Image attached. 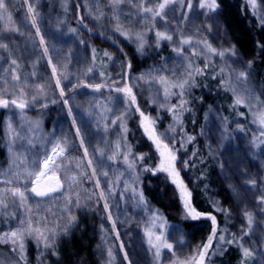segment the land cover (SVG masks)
Returning a JSON list of instances; mask_svg holds the SVG:
<instances>
[{"label": "rangeland", "instance_id": "374dc122", "mask_svg": "<svg viewBox=\"0 0 264 264\" xmlns=\"http://www.w3.org/2000/svg\"><path fill=\"white\" fill-rule=\"evenodd\" d=\"M75 1L78 6L76 7L81 12L80 13L79 10L77 11L79 15L81 14V17L88 19L87 22H92V26L98 31L94 32L95 30H93L94 36L100 35L102 38L109 39L114 46H109V49H111L113 53V60L109 67V77L111 80L119 81L116 85L118 87H123L125 80L128 84L132 85L140 109L144 111L146 115H150L156 119L157 132L161 134L166 133L169 137L175 138L174 140L170 138L165 142L169 143V145L175 143V148L179 149L177 152L178 159L176 168L180 172V179L183 180L186 186L187 184L183 179V174L189 168V161H194L197 149L199 150L200 148L209 152V157L213 164L211 180L208 184L209 200L215 209L218 202L220 208L227 210L226 212L220 211L224 216V221L222 226H218L217 222V237L224 235L226 239H232L233 234L238 238L242 236L243 230L247 228V220L244 213L245 211L250 212L253 215L251 232L249 235L243 236L242 242L245 246L254 249V260L251 264H264V210H262L264 209V205L258 203V197L264 193V143H262V141H264V136L260 135L261 131H264V128L261 127L257 118L258 113L264 111V82L256 77L252 69V64L251 68H246L247 62H253L257 54L255 50V48H257L256 44H253V27L262 25L259 21V16H264V0H257L258 15H253V10L246 0H217L219 8L215 13H210L209 16L203 14L206 10L198 7V0H193V8L190 12L186 7L187 0H184L183 7L179 3H173L166 9L168 20L167 29L163 21L159 18L156 19V29L168 30L170 33L173 32V30L180 29L185 36H192L194 40L207 39V41L217 49H225L235 45L237 52L236 57L227 59V64L219 57H212L213 67H210L205 75L195 78V86L189 88L185 96V99L188 101L186 107L189 110L181 114L183 130L181 131V125H175V132H168L169 126L174 124L173 114L168 112L166 108H160L158 104H151L149 102L152 97L162 98L163 89L162 85L151 82L150 78L163 75L176 80L182 76L186 69L187 62L184 57L192 59L195 65L199 67H203L204 65V57H191L190 47L185 46L183 56H178L177 53L174 52L150 65H146L147 60L142 59L140 60V68L134 70L130 56L119 43V41L125 37L115 31L116 25L119 23L125 30L131 32H143L145 34L146 43L151 44V39L155 37V31L149 30L152 28V21L142 20L138 8L132 3L127 2V0L121 3L115 11L113 10L110 0H74V2ZM41 2L36 5L37 9L39 8L38 10H41L40 16L45 20L47 19L53 22V24L48 23L44 25V30L47 36L54 39L55 45L58 48L55 57L51 58V64H49V56L45 55V58H42L38 52L37 45L40 43L41 34L37 35V27H34L32 23L28 24L25 12H21L18 16L14 15V9L18 6H22V4L25 5V11L29 13L28 6L24 3V0H6L9 12L11 13L12 22L19 31H0V39L8 44L7 51L0 49V77L9 80V91H13L14 82L10 79V73H6L3 70L10 69L12 67L10 63L11 59H16L19 64V68H17L16 71L21 76L22 81H27L28 87L26 91L29 93L27 97L29 103L23 110L15 106L6 108L3 121L6 157L0 161V181L10 179L14 181V184L5 185L0 183V188L10 186H20L23 188L25 184L28 188H31L30 180H24L23 177L21 178V183L16 184V177L13 174L22 171L23 168L30 165L33 160L42 159L41 156H37L38 154L34 153L33 149L30 147L33 146V137L40 131L42 117L48 113L46 111L49 107H45L37 112H31V110L41 103L50 104L53 103L52 101L56 100L54 92L51 89V78H54L52 75V66H56L58 73L63 72L67 75L68 78L66 80L61 79L63 84L61 86L70 90L69 94L74 91V93L70 95V98L73 97L75 101H78V96L83 97L82 101H84L85 96L83 92H75V87L73 86L78 82L103 84L107 81L93 71L91 62L93 46L88 40L85 41L80 27L73 25L69 19H65L64 17L67 18L68 15L63 10L62 12H59V10L56 11L59 12L56 15L52 14L49 4L53 3L54 8L61 7V9H63L62 7L68 6L69 0H47L46 3H43L46 4L47 7L41 6ZM135 4L138 6L139 0H135ZM47 8L49 9L47 10ZM185 13L187 14L186 20L182 19ZM116 15L119 16V21L113 18ZM206 24H212L213 30L211 32H208L204 27ZM241 25L246 27V31H249H247V33H249L250 38H252V50L242 42L239 32V26ZM72 29H75V31H71ZM33 31H35L36 37H34ZM108 32L115 35L113 36L115 38L111 39L108 37L106 35ZM175 42L176 36L174 35L173 42H169V44H172L174 47ZM134 44L137 47V44ZM41 46L44 50L43 45ZM126 60L131 62L130 71L122 67ZM228 65L231 67L229 68ZM88 68H92L91 73L87 72ZM221 68L225 69L223 74L220 73ZM232 69L236 72L241 70L247 71L249 73L248 81L243 84L236 81L234 74L231 72ZM125 71L127 72V76L122 79L121 77ZM33 73H35V75H33ZM73 73L77 74L74 79L71 78ZM141 75L145 77V80H149V82L145 83V80L138 79ZM213 76H216V78L213 79ZM230 76L232 87L237 89V93L245 94L244 90L247 89V93L245 94L246 98H251L250 104L246 103L241 105L245 109V113L242 117L243 119L231 120L229 117L225 116L222 113L220 103L210 104L207 108L205 107L203 111L201 110L202 96L210 92L208 89V82L218 79L221 81H228ZM2 83V80H0V86H2ZM38 84L44 85L45 91L43 94H37L36 100H32L31 97L33 94H36V85ZM17 86L22 87L23 84ZM224 86L226 88V85ZM227 91L235 102L233 91ZM117 95L119 96L113 97L111 100H107L105 103L98 105L96 109V118H94V120L92 119V121L101 122L104 125V130H101V127L99 131L105 137L110 134L112 139L113 136L118 137L121 135V129L119 125L111 124V120L114 119L115 115L119 112L125 111L126 108V105L122 102L124 99L123 94L117 93ZM7 97L8 96L5 98ZM64 101H67V104H65ZM177 102L178 97L172 96L169 101V106L177 104ZM55 103L58 104V101ZM68 104V100L64 97L62 104L57 106L58 109L54 114L56 132L52 137L49 151V154H51V149L56 141L65 138L73 145L67 153L66 159L58 161V163L62 165L58 175L64 184V188L62 189L63 192L59 191L54 193L52 197L43 198H36L30 192L27 193V207L31 209L32 219L43 221V218H46L48 227L56 230L55 247L54 249L45 250L42 246L37 245L34 238L28 237L24 240V259H20L19 251L14 252L17 254L18 259L16 255L13 257L10 253L13 252L12 244L0 243V245L7 247L4 251L6 253L3 252L4 254L0 256V264H27L30 253L34 255L38 264H57L54 257L55 255L51 253L52 251H57L58 246L68 237L72 228L69 229L67 235L61 232L67 219L63 211L65 207V197H71L73 201L79 198L80 206L84 203L83 207L87 208L93 199H95V196L99 194V188L96 187L95 179L79 176L81 171L87 172L90 176L91 169L86 167L83 148H81L80 145L76 147L73 139H71L72 137L68 129L67 120L72 123L73 119L68 115ZM132 115L136 117L140 126L139 114L133 110L130 116ZM9 123L12 125V132L9 131ZM144 136L146 137L145 134ZM187 136H192L194 139L190 143H185V146L181 148V142L186 141ZM29 141H31V143H29ZM98 147L99 149L103 148L102 146ZM153 148L155 150L154 145ZM46 149L47 148L44 147L42 153L47 152ZM156 154L157 166L159 163V155L157 152ZM22 160L25 161L24 164L21 163ZM79 161L85 162V166L82 169L76 168V164ZM184 161L188 162L187 167L184 166ZM221 163L224 165L223 168H221ZM17 165H19V167ZM103 170H105L104 167L100 169V171ZM157 173L173 184L165 173ZM71 175L79 176V183L75 185L69 184L66 177ZM253 178L257 180L256 187L245 184V181ZM174 187L179 196L175 185ZM89 197H91V199H89ZM180 202L182 205L183 217L191 219L190 217H186L181 199ZM73 206H75V204L69 205L68 207L71 209ZM9 211L13 212L15 216L0 214V220L5 225L0 235L17 229L19 227V220L26 219L28 216V213L25 212L23 208L17 206H13ZM104 213L108 219L109 211H104ZM208 216L209 215H202L199 219L207 220ZM98 217H101L99 220L104 221V214H101V216L98 215ZM151 220H149L142 229L138 230V228H136L135 231L125 230L123 233V240L120 236L117 238L116 228L113 229L112 220H108L117 238V247H115L113 242L111 243L109 235L107 236L105 231L104 233L102 232L103 234H100V240L104 242L102 246L105 249L107 248V252L108 249L112 250L114 259L111 261V264H129V261L131 264H172L173 253L168 255L162 252L159 261H157L154 257V250L149 249L145 236V229L151 228ZM208 220L210 222L209 230L202 225H197L188 231H183V229L175 226H167L163 221L157 220V227L154 231L157 234L163 231L168 242L173 244L175 255L184 259L190 256L198 246L207 242V238L211 234L213 227L211 220ZM161 222L164 224L163 229L159 227ZM121 244H123V250H121ZM99 245L101 246L98 242V246ZM228 248L229 244L218 245L217 239H214L212 248L209 250L208 258H206V264H215L216 258L227 251ZM147 250H149V254ZM125 252L128 254V260L124 259ZM81 264L88 263L83 261ZM89 264L102 263L97 260ZM105 264H109V262Z\"/></svg>", "mask_w": 264, "mask_h": 264}, {"label": "trees", "instance_id": "16d2710c", "mask_svg": "<svg viewBox=\"0 0 264 264\" xmlns=\"http://www.w3.org/2000/svg\"><path fill=\"white\" fill-rule=\"evenodd\" d=\"M37 1H43L41 2V6L47 7L46 4H43L44 2L46 3L47 0H29V3L32 4L35 13L37 14L36 27L39 28L40 34L45 41L43 47L46 46L48 49L47 56L53 58L55 57L58 48L55 45L56 43L54 42V39L47 36L44 30V25H47L48 23L53 24V22L51 20H45L40 16L41 10H38L39 8L37 9L36 5L39 4ZM49 5L53 15H56L63 10L68 15L67 18H64L69 19L73 25L80 27L85 41L88 40L91 42L93 49H95V52L92 50L91 53L93 71L102 78L108 80L110 75L109 67L113 60V53L111 49H109V46H113V44L110 40L102 38L100 35L94 36V32L98 31L94 29L92 22V24L87 22L88 19L81 17V14L79 15L77 12L79 9L77 8L76 1L69 0L68 6L62 7L63 9H61V7L54 8L53 3ZM25 9V5L23 4L22 6H18L14 9V15L18 16L21 12H25L28 24H31L30 18L32 17V14L27 13ZM48 9L49 8H47V10ZM58 10L59 12H56ZM93 30L95 31L93 32ZM247 31L246 27L242 25L239 26L242 42L245 46L247 45V47L251 48L252 38H250ZM33 32L34 37H36L35 31ZM106 35L111 39L115 38L113 37L115 35H112L110 32L106 33ZM253 37V44H256L257 48H255V50L257 54L252 62V69L256 77L264 82V50L257 46L258 44L264 45V26L260 25L253 27ZM150 42L151 44L145 43L146 45L142 51H137L136 45L132 43L131 40L122 38L119 41L120 45L130 56L134 70L140 68V60L142 59L147 60L146 65H150L151 63L174 53L173 46L172 44H169L168 41H160L159 47L156 46V37H153ZM37 49L42 58H45L44 50L40 43L37 45ZM105 52H107L112 59L105 56ZM75 76H77V74L73 73L71 78L74 79ZM54 78H51V89L55 95V102L58 101V104L41 103L37 107L32 108L31 112H37L45 107H49L46 111L48 113L42 117L40 131L34 135L33 146L30 148L33 149L34 153L38 154L37 156H41L42 159L45 153L49 154L51 140L56 132L54 114L58 109L57 106L62 104V100L65 97L69 103L68 107L71 109V114L68 115L75 120L74 126L73 122L71 123V121L66 119L72 137L71 139H73L75 146L79 147L80 139L76 136V129L79 128L81 137L85 141L84 146L88 148V158L93 160V167L97 168V178L100 181L99 193L103 190L105 196L108 198L109 212L111 213L112 221H115L116 231L119 233L122 240L125 230L135 231L136 228H138V230L142 229L145 227L146 223L152 219L154 213L158 214L161 218L160 220L167 226H175L183 229V231L191 230L197 225H202L208 230L210 229V222L208 219H186L183 217L182 205L173 184L165 180L162 175L158 173L153 175L151 172L143 171V166L151 168L156 167L157 154L151 142L144 136L136 117L133 115H129L126 119V126L128 129L126 133L127 143L131 146L133 156L143 155L145 159L142 162L137 163L135 172H130L122 159H118L115 162L107 159L108 156L112 155L115 142L121 138L122 132L118 137L113 136V139L110 134L105 137L99 131L101 127V130L103 129L104 125L101 122L92 121V119L94 120V118H96V109L98 108V105L105 103L109 100V97L112 99L113 97L119 96L117 93L110 91L109 88H103L101 92L95 91L93 88L87 87V83L78 82L80 86L74 88L75 92H83L85 93V96L84 101H82L83 97L79 96V99H77L78 101H75L73 100V97L70 98V95H72L74 91L69 94L70 90L66 89L64 86L62 87L64 88L65 94L63 97L60 96L59 89L55 87ZM220 81L221 80L218 79L208 82V89L210 92L205 93L204 96H202L201 110L203 111L205 107L207 108L210 104L220 103L222 113L225 116L229 117L231 120L243 119L242 117L245 113L244 107L241 105H235L232 96L227 90H225L224 84ZM61 85H63L62 82ZM11 98L12 97L9 96L7 97V99ZM5 112L6 108L0 107V161L6 157L3 133ZM121 143V151H123L124 141H121ZM98 146L103 147L101 148L104 152L103 156L96 151V149L99 148ZM44 147L47 148V152L42 153ZM206 151L200 148L199 150L197 149L195 159L194 161H189L190 165L188 170L183 174V179L192 193L191 202L193 208L202 215L215 216L218 226H222L224 216L220 211H217L214 208L208 196V184L211 180L213 164L210 160L209 152ZM103 167L105 170L100 171ZM105 171L108 173L107 177L101 175V172ZM136 175L139 176V181L134 183L133 181ZM117 177H119L118 181ZM109 185H111L112 189L111 195H109ZM125 185L129 186L127 191L125 190ZM132 188L136 189L135 193L132 191ZM61 192L63 191L61 190ZM140 192L143 193L144 202L139 201L138 193ZM103 203L104 200L100 199L98 194L87 208L83 207V203L80 207L73 206L70 209L71 214L76 217V222L72 226L68 237H66L57 248V255L54 256L57 264H81L83 261L89 264L90 262H95L97 260L101 261L102 264L109 262L107 248H103L102 244L104 242L100 240V234L105 231V234L107 236L109 235V240L111 243H114L115 247H117V238L114 235L110 222L108 221L109 219L105 216ZM101 214H104V221L99 220L101 217H98V215L101 216ZM4 228L5 225L0 220V233ZM98 242L101 246H98ZM6 248V246L0 245V256L6 253L4 252ZM147 251L149 254V250ZM162 252L168 255L172 253L167 249H162L161 253ZM10 253L13 257L16 255L18 258L16 253ZM241 260V250L234 243L229 244L227 251L216 258L215 264H241ZM253 260L254 257L248 258L246 264H251ZM27 262V264H38L32 253H30Z\"/></svg>", "mask_w": 264, "mask_h": 264}, {"label": "snow or ice", "instance_id": "6c2138e0", "mask_svg": "<svg viewBox=\"0 0 264 264\" xmlns=\"http://www.w3.org/2000/svg\"><path fill=\"white\" fill-rule=\"evenodd\" d=\"M125 2V0H110V3L113 6V10L115 11L116 8ZM127 2L132 3L134 6L138 8V12L141 14L142 20H151L152 21V28L149 30L155 31L156 37V46H160V41H168L173 42L174 35L176 36L175 46L173 47V51L177 53L178 56H183L185 51V46H189L191 49V57H204V65L203 67H199L195 65L192 59L188 57H184L186 60V69L182 76L176 80L170 79L163 75L151 77V82L158 83L163 86L162 89V98L152 97L150 99L151 104H158L160 108H166L168 112L173 114L174 124L170 125L168 128V132H175L176 127L175 125H181L182 129V120L181 114L184 111H188L189 109L186 107L188 101L185 99L187 94V90L193 86H195V78L197 76L205 75L206 71L213 67L212 64V57H219L220 59L224 60L227 64V59L236 57L237 52L235 49V45L230 46L229 48L225 49H217L212 46L211 43L207 41V39L203 40H194L192 36H185L180 29L173 30V32H169L168 30H159L155 28V21L159 18L161 21L164 22L165 27L167 29L168 20H167V12L166 9L169 5L173 3H179L182 7L184 6V0H139L138 6L135 4V0H127ZM248 5L251 6L253 10V15H258L257 12V0H246ZM24 3L28 6V12L32 14L31 23L35 27L36 26V16L34 7L32 4L29 3V0H24ZM188 11L190 12L193 8V0H187L186 5ZM198 7L200 9L206 10L203 14L205 16H209L210 13H215L219 8L217 0H198ZM117 21H119V16L116 15L113 17ZM211 18V17H209ZM182 19H187V14L185 13ZM259 21L262 25H264V16H259ZM139 22V21H138ZM204 27L207 29L208 32L213 30L212 24H206ZM0 31L3 32H18L19 29L15 26L12 22L11 13L9 12L8 4L6 0H0ZM71 31H75L72 29ZM115 31L120 33L126 39L131 40L132 42L137 44V51H142L146 40L145 34L143 32H131L125 30L123 26L117 23ZM199 31V29H198ZM37 35L40 34V30L36 28ZM23 34V33H21ZM40 44L44 45L45 41L41 36ZM259 48L264 50V45H257ZM0 49H4L5 51L8 50V44L4 43L2 39H0ZM48 49L44 47V54L47 55ZM95 52V49H93ZM105 56H108L109 59L112 57L105 52ZM11 68L4 69L3 71L6 73H10V79L13 84V91H9V80L7 78L0 77L2 80V86H0V107H9L15 106L18 109H25L28 106V95L29 93L26 91L28 87L27 81L21 80V76L17 73L16 69L19 68V64L16 59H11ZM49 64H51V58H49ZM252 61H248L246 64V68H251ZM124 69L128 71L131 70V62L125 61L122 65ZM230 68L231 66L228 65ZM225 71L224 68L220 69V73L223 74ZM88 73L92 72V68L87 69ZM232 74H234L235 80L240 82L241 84L248 81L249 73L247 71L241 70L236 72L234 69L231 70ZM35 75V73H33ZM52 75L55 77V87L59 89L60 96L63 97L65 94L64 88L61 86V79H67V75L63 72L58 73V69L56 66H52ZM127 76V72H123L122 79ZM216 76H213L215 79ZM140 80H145V77L141 75L138 77ZM149 80H145V83H148ZM119 83L117 80L109 79L105 81L103 84H88L87 87L93 88L95 91H101L102 88H109L110 91H115L117 93L123 94V103L126 105L125 111L119 112L115 115V118L111 120V124L119 125L122 135L121 138L115 142V147L113 150L112 155L108 156L107 159L113 162L117 161L118 159H122V161L127 165V169L130 172L136 171V166L138 162H142L145 157L143 155L133 156L131 146L127 143V136L126 133L128 131L126 126V119L134 110L136 113L139 114L140 117V127L142 128L144 134L148 138L149 141L155 147L156 152L159 155V163L155 168H151L148 166H143V171L151 172L155 175L157 172H163L170 178L171 182L176 186L180 199L183 203V207L186 213V217H190L191 219H199L201 217V213L197 212L191 204V196L192 193L188 190L187 186L184 184L183 180L180 179V172L176 168L177 162V152L179 149L175 148V143L169 145L165 141L168 139H175L174 137H169L166 133L161 134L158 133L156 130V119L151 117L150 115H146L144 111H142L137 103L136 95L133 92L132 85L128 84L125 80L123 87L116 86ZM222 84L226 85L225 90L233 91L235 95V105H244L250 104L251 98H246L247 89L244 90L245 94H238L237 89L232 87L231 84V76L229 77L228 81L222 80ZM23 84L22 87H18L17 85ZM79 83L74 85L73 87H79ZM45 91L44 85H36V94H33L31 99L36 100L37 94H43ZM6 96H11L13 98L7 99ZM172 96L178 97L177 104H172L169 106V101ZM119 98V97H118ZM111 100V97H109ZM55 103V101H52ZM67 104V101H64ZM46 106V105H45ZM110 111V109H109ZM69 114H71V109H69ZM258 120L262 128H264V111L258 113ZM73 124L75 125V120H73ZM9 131L12 132V125L9 123L8 125ZM18 135V134H17ZM261 136H264V131H261ZM76 136L80 138L79 145L83 148L84 158L86 161V167L91 169V175L89 176L87 172L81 171L79 176H85L89 179H95L96 187L99 188L100 181L97 178V168L93 167V160L88 158L89 152L88 148L85 147V141L81 137L80 129H76ZM194 137L187 136L186 141H182L180 147L183 148L185 143H190ZM123 143V151H121L122 143ZM31 143V141H29ZM264 143V141H262ZM73 145L70 144L67 138L63 140H58L53 145L51 149V154L45 153L43 159H36L31 162L30 165H27L23 168L22 171L16 172L13 175L16 177V184L21 183V178L23 177L24 180H30L31 188L25 186L22 188L20 186H10L0 188V214H4L7 216H15L13 212H10L9 209L13 206H17L19 208H23L25 212L28 213L26 219L19 220V227L15 230H11L10 232H6L0 235V243L12 244L13 248L12 251L16 252L19 251L20 259H24V240L28 237H32L36 240L38 246H42L43 249H54L56 243V236L57 232L53 228H49L47 225L46 218L41 220H33L32 219V212L31 209L27 207V200L28 196L27 193H31L36 197H52L54 193L61 191L64 188V184L58 175L59 171L61 170L62 165L58 163V161H62L66 159L67 153L69 152L70 148ZM97 152L100 153L101 156L104 155L103 149H96ZM22 164L25 161H21ZM19 167V165H17ZM85 166L84 161H79L76 164L77 169H82ZM184 166H188V162L184 161ZM223 163H221V168H223ZM101 175L107 177V172H101ZM79 176L71 175L66 177L69 184L75 185L79 183ZM119 177H117V181ZM139 181V176L136 175L134 177V183ZM0 183L5 185H13L14 181L10 179H5L0 181ZM245 184L251 187L257 186V180L255 178L248 179L245 181ZM128 185H125V190H128ZM132 191L135 193L136 189L132 188ZM112 189L111 185H109V195H111ZM139 201L144 202L143 193H138ZM100 199L104 200V210L109 211V203L108 198L105 196L103 190L99 193ZM91 199V197H89ZM258 203L260 205H264V193H262L258 197ZM79 207L80 200L77 198L75 201L71 199V197H65V207L63 209L64 213L67 216L66 222L61 229V232L67 235L69 229L75 224L76 217L71 214L69 205H73ZM217 211H227L222 209L218 206V202L216 204ZM264 210V209H262ZM246 220H247V228L243 230L242 236L239 238L236 237L234 234L232 239H226L224 235H220L217 237V221L216 217L209 215L208 219L212 222V232L207 238V242L198 246L197 249L193 251V253L188 256L187 258L181 259L175 255L173 251V244L169 243L168 240L165 238L164 232L161 231L157 234L154 229L157 227V220L161 218L158 214H153L151 220V228L145 229V236L147 238V244L150 250H154V257L157 261L160 259L161 250L167 249L169 252L173 253V260L172 264H206V258H208L209 250L212 248L213 240L217 239L218 245L224 244H237L241 249L242 260L241 264H246L248 258L253 257L254 249L252 247L245 246L242 242L243 236H247L251 232L252 224H253V215L250 212L245 211L244 213ZM108 219L111 221L112 216L109 212ZM113 229H115V221H112ZM161 229L164 228L163 222L159 224ZM119 237V233H117V238ZM121 250H123V244H121ZM223 250V249H221ZM52 255H57L55 251H52ZM215 254V253H213ZM109 264L114 259L113 253L111 249H108L107 252ZM124 259L128 260V254L124 253ZM129 264L131 262L129 261Z\"/></svg>", "mask_w": 264, "mask_h": 264}]
</instances>
